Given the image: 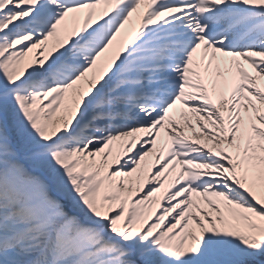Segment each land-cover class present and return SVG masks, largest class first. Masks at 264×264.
<instances>
[{
    "label": "snow or ice",
    "instance_id": "snow-or-ice-1",
    "mask_svg": "<svg viewBox=\"0 0 264 264\" xmlns=\"http://www.w3.org/2000/svg\"><path fill=\"white\" fill-rule=\"evenodd\" d=\"M0 264H264V0H0Z\"/></svg>",
    "mask_w": 264,
    "mask_h": 264
}]
</instances>
